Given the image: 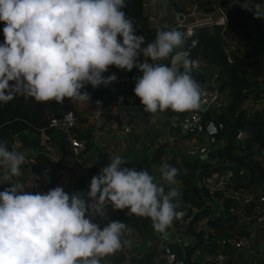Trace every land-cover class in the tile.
<instances>
[{"label": "clouds", "instance_id": "1", "mask_svg": "<svg viewBox=\"0 0 264 264\" xmlns=\"http://www.w3.org/2000/svg\"><path fill=\"white\" fill-rule=\"evenodd\" d=\"M125 7V0H0V102L18 95L37 102L87 100L89 93L81 91L86 85L97 88L117 80L114 73L103 75L114 65L142 72L134 78L133 91L144 111L153 114L151 122L169 109L200 110L202 86L191 75L200 64L182 47L185 33L160 30L142 47L145 37L135 34ZM241 7L264 19V4ZM141 53L145 59L138 62ZM162 60L168 63H158ZM25 160L24 153L0 141V184L20 176ZM125 163L123 157L111 156L92 176L86 193L70 194L62 186L32 193L20 183L0 191V264H101L132 243L121 239L131 231L124 222L101 227L90 218L91 212L107 219L109 204L113 210L128 209L127 215L150 218L156 231L165 232L181 215L180 191L174 187L181 170L161 165L160 177L169 185L165 191L147 170Z\"/></svg>", "mask_w": 264, "mask_h": 264}, {"label": "crops", "instance_id": "2", "mask_svg": "<svg viewBox=\"0 0 264 264\" xmlns=\"http://www.w3.org/2000/svg\"><path fill=\"white\" fill-rule=\"evenodd\" d=\"M162 5L165 6L167 3V0H161ZM158 0H144V9L145 13L147 14V25L153 27V29L157 30H163L165 27L168 26H175L179 21H182V24H186L187 17L191 16V12H188L189 8L192 7L191 0H169L171 2V8L169 11H166L165 13L162 11V9L158 6ZM209 6H205L204 9H201L202 11L205 10V14L211 16L209 11H218L220 16L221 12L219 11V7H224L219 4L218 0H209L208 1ZM175 4L178 6H181L184 8V11L180 12V10L175 9ZM261 4H264L261 3ZM202 7V6H201ZM181 16L179 17V15ZM155 17L152 19V17ZM222 17V16H221ZM223 19V25H225L226 21ZM249 29L247 28H235L229 30V36L228 40H225L222 38V48L223 51L226 53L227 50L232 49L231 53L236 55L237 57H242L244 55V52L246 51L251 56V61H248L245 63L246 67H252L253 71H246L242 74V76L246 77L250 81H264V19L258 20H251L249 22ZM222 31V30H221ZM222 33V32H221ZM250 40L255 45L254 50L249 53L247 49L244 46V41ZM190 41V40H189ZM189 41L183 45L182 47H185ZM233 46V48H231ZM196 60V59H195ZM166 62V61H165ZM201 65L205 66L204 69L200 68L202 72H208L209 69H217L220 70V66L216 63H204L199 62ZM255 73L257 74L256 78L249 77L245 75L246 73ZM221 77V76H220ZM262 77V78H261ZM224 79V77H221L220 82ZM135 87V86H134ZM133 87V89H134ZM130 92L133 93L134 97L132 100L127 101L128 106L130 105L132 108L127 106L129 117H130V123L132 124V131L130 133H123L121 130V123L122 119H120L119 114L117 113L118 110L115 105V112L117 113V120L118 122L117 127L119 130H113L108 133V135L105 138H97L95 141L94 146L89 149L83 151V154L81 155V159L83 160V167L78 169L77 163L75 161L72 162V166L74 167V172H64L62 174V177L60 181L52 186L49 187L46 185L38 187V183L41 180H44V176L40 173V170H35L32 166L31 168H27L26 172L29 174L30 178L28 181L23 182L21 179V176H13L11 179V182H8L6 184H0V191H3L6 187L11 186V183H20L23 185L24 190L26 192H34L37 188L36 192H47L49 189L55 188L56 186H62L64 190L68 193L73 192H83L86 193L89 190L90 181L93 175H96L95 166L96 160L98 159L99 150H109L110 147L114 146L116 152H111L110 157L114 155H119L125 159H129L131 164H136L137 161L141 160L143 157V154L145 155H151L152 151L156 147V143L158 142V139L160 138L159 142L163 141L167 129L169 127L170 117H174V115L179 114L177 112H174L172 110H166L164 112H158L155 114V122H151L152 115L151 113H144L143 105L140 102V99L135 96L134 91ZM259 91V90H257ZM261 94L259 95V101L254 102L251 104L253 110H258L262 106H264V91H260ZM225 94H227L226 98L227 101L230 96V92L228 87H226ZM226 98L224 103L226 104ZM74 101L75 106L84 111L85 105L87 103V100H78L72 98ZM169 111V114L166 112ZM215 112V111H214ZM213 112V113H214ZM53 113V106L51 104H47L46 107V114L47 116L52 115ZM114 115V114H112ZM125 115V116H126ZM206 120V115H204V119ZM204 134V133H203ZM52 141H55V139L58 138V131L57 129L51 131L48 133ZM205 136V137H204ZM202 140L199 139L197 136V139L199 142H205L206 138L208 137L204 134ZM240 137L243 138L242 134H239ZM115 141V145L111 143V141ZM0 141H7V146L9 148V139L6 136V133L3 128L0 127ZM152 143V144H151ZM164 143V142H163ZM166 146V144H165ZM20 152L24 153L25 156L29 154L28 150L23 149ZM49 156L53 159H69L68 154L62 155L58 148H55V151L53 153H50ZM110 157L108 160V163L110 162ZM163 157V156H162ZM81 160V162H82ZM197 160V161H196ZM196 161V162H195ZM209 162L210 164H214L217 162L216 159H210L209 157H203V156H194V157H187L182 152V147L180 145H176L175 147L172 146L171 148V154L168 164L175 166L176 168L181 170V174H179L176 178V185L174 187H177L180 191V196L177 197L178 203L182 200V194L183 190L187 186V180L189 179V176L195 173L198 169H200L202 163ZM145 163V162H144ZM133 168L137 169L135 165L132 166ZM161 167L160 159L158 162H152L150 164L149 170L150 174L153 175L156 178V181L160 184L167 185L160 177L159 169ZM187 169V174H183V170ZM205 183L208 184V189L210 191L218 190L221 193V196L226 197V193L229 196L233 197H227L233 201V211H230L232 214H234V220L229 223H222L223 228L229 233H233V242H230V239L226 235H222L225 237V239L229 242V248L225 253L222 252V254L225 255V260L223 263L218 262L219 264H264V223H259L257 221V212L258 207L256 203V195L258 191L263 188L264 189V180L261 185H258L254 183L249 188H240L236 185H229L225 180L220 181L219 184H214V177L207 175L205 176ZM0 183H3L0 181ZM167 191V190H166ZM220 202V201H219ZM184 203V202H183ZM187 206V203L183 204V207ZM181 207V208H183ZM105 211L107 214V219L102 218V221L105 225V223H108L109 221H115L114 215L119 210H113L112 206L106 205ZM123 211V210H122ZM215 211L218 215H220V211L218 208H215ZM90 218L93 220L97 218H101L99 215L94 213H89ZM206 218L203 219L206 220ZM186 224L183 223L177 230V242H174L172 245L173 249L176 251H180L181 257L185 259L186 252L189 248V245L185 244V237L187 235L186 230ZM131 231L130 233L123 236L121 239H128L131 240V245H125L121 250L115 252V253H122L123 259L121 264H137L139 262L144 264H156L163 261L164 258V245L167 243V240L169 239L168 231H165L163 233L156 231L153 229V234L147 239L146 242H142L140 239L137 231L133 227H128ZM215 235H218L215 229L211 230V237L212 241L214 239L219 240V243L221 245L225 244L224 238H217ZM221 236V235H220ZM210 237V238H211ZM244 237L246 240L245 242L240 245L239 247L234 246V241H236L238 238ZM191 245V244H190ZM147 246L149 247V251L152 253V257L148 262H145L143 260V256L145 253V249ZM176 251V252H177ZM221 253V252H219ZM217 254L215 252H209L206 251L203 256L201 254H196L195 252L191 255V260L194 261L198 259L199 257L205 258L208 260H213L208 258L209 255ZM112 255L105 256L101 259V263L104 261H111ZM215 261V260H213ZM217 262V261H216Z\"/></svg>", "mask_w": 264, "mask_h": 264}, {"label": "trees", "instance_id": "3", "mask_svg": "<svg viewBox=\"0 0 264 264\" xmlns=\"http://www.w3.org/2000/svg\"><path fill=\"white\" fill-rule=\"evenodd\" d=\"M233 0H218L220 5H228ZM244 1V0H239ZM254 3H263L264 0H250ZM126 7L122 10L125 12L126 17L128 19H135L141 21L143 26L147 28V14L145 13L144 9V0H125ZM175 9L180 10V12L184 11V8L175 4ZM227 17V30L235 29V28H247L249 29V22L251 20H260L258 18H254L253 13L250 11L245 10L241 7L238 3H233L231 6L227 8L226 11ZM3 27L4 23L0 22V43H3L4 36H3ZM178 29L180 31L183 30L181 26H168L165 27L163 30H171V29ZM160 30L153 29L151 33L147 35V41H150L152 38L156 37L157 32ZM150 32V30H149ZM122 39V38H121ZM244 46L249 53H251L255 45L252 41L245 40ZM178 49L174 50L177 51ZM198 62L204 63H217V60L212 58L210 53L208 52V46L206 44H201L198 56L196 58ZM151 63V60H149ZM158 63H166L164 60L158 61ZM200 64V63H199ZM219 65V64H218ZM205 66L200 64V68L204 69ZM116 66L112 65L109 66L108 71L103 73L105 77L110 75ZM219 74L221 77H224L222 70H219ZM193 78L201 84L202 87L207 86L208 84V77L207 72H202L200 69L199 71H193L191 73ZM245 75L249 77L256 78L257 74L255 73H246ZM264 80V79H262ZM133 87L128 88L129 91L126 93H130ZM87 91L90 95V98L87 99V103L85 105V110L82 111L78 109L72 98H65L62 103H57L55 100H50L47 102H37L34 98H25L24 96H16L13 100L8 103L0 102V127L4 129L7 138L9 139V150H16L20 152L23 149L28 150V156H33L34 162L31 166L39 171L44 176V180L39 181L38 187L47 186L52 187L56 185L61 177L62 174L66 171L74 172V167L72 166L73 158L70 155V144H69V134L67 131L62 129L61 127H49V119L51 117H60L64 113L68 111H72L76 117V121L74 126L70 128V132L73 136L79 138H86L92 137V133L94 131L93 122L89 121L90 117L93 116L98 106L102 108L103 114V129L107 130V119L108 117L112 116L115 113V102L122 104L123 100L116 99L112 95H110L109 91L102 89V85L97 88H93L91 84L85 86L84 89L81 90ZM261 94L260 91L250 92L245 91L244 96L249 98H258ZM127 96V95H126ZM126 100V99H125ZM47 104H51L53 106V113L50 116L46 114V107ZM127 104V103H126ZM128 106V105H127ZM132 108L130 105L128 106ZM133 109V108H132ZM134 110V109H133ZM257 117L264 122V106L260 109L255 111ZM105 115V116H104ZM57 129L58 131V138L53 141L55 147L58 148L59 152L64 155L68 154L69 159H53L49 156V154H42L36 153V149L38 146L39 141L42 138L43 131L50 133L51 131ZM198 132H190L191 135L195 134L198 136ZM202 134V133H201ZM112 143V142H111ZM95 142H91L88 144L86 150L92 148ZM114 144V143H112ZM152 144V143H151ZM115 145V144H114ZM114 146L110 147L109 150L113 153L116 152L113 148ZM165 148V143H161L157 145L151 155L143 154L141 160L137 161L136 164H131L129 159H125L126 163L123 165L124 167H131L135 165L137 170H147L150 173L149 167L152 162H158L159 159L163 155ZM234 149L238 153H245L252 151L250 155L251 160H259L260 159V151L259 147L251 142L248 139H238L234 143ZM109 150H99L98 159L96 160L95 171L98 175L102 167L108 164V160L110 157ZM104 152L106 154V160L101 164H98L101 161L102 157L100 154ZM145 162V163H144ZM209 162L202 163L201 166L209 165ZM21 168V179L23 182L28 181L30 176L27 174L28 166L24 163L20 166ZM47 177H49V181H47ZM187 186L183 190L182 194V201L187 203V205L194 206L195 209H200L202 206L205 205V197L201 194L199 187L197 185L196 176L193 172L192 175L189 176V179L186 181ZM165 186V185H164ZM169 186H165V191L168 190ZM40 189L37 188L34 192ZM213 195L216 200L220 201L223 207V217L221 218V223H229L234 220V214H232L229 210L233 206V201L227 197L221 196V193L218 190L213 191ZM128 209L119 210L114 215L115 221L124 222L127 227H133L142 242H146L147 239L153 234V224L150 218L146 217H139L136 215H127ZM93 222L98 223L101 227L104 226L102 218H97L93 220ZM217 238H224V236L215 235ZM149 247L147 246L145 249V253L143 256V260L148 262L151 259L152 253L149 251ZM151 248V247H150ZM229 248V242L225 239V244L221 245L219 240L214 239L212 242H209L205 245L206 251L209 252H223L225 253ZM177 251V250H176ZM179 256H182L180 251H177ZM123 259L122 253H114L111 257V263L113 264H121Z\"/></svg>", "mask_w": 264, "mask_h": 264}, {"label": "water", "instance_id": "4", "mask_svg": "<svg viewBox=\"0 0 264 264\" xmlns=\"http://www.w3.org/2000/svg\"><path fill=\"white\" fill-rule=\"evenodd\" d=\"M209 13L215 20H219L221 17L218 11H209ZM222 24L223 20H219L216 23L214 21L197 26L189 43L183 47V49L190 51L192 59H196L201 44H206L208 52L212 58L217 60L224 74V79L220 82L219 88L223 90L228 87L230 92L227 103L214 113L207 111L205 113L206 120H203L198 127V130L208 137L209 147L206 156L210 159H216L217 162L203 166L196 172L197 185L205 197V205L200 209H195L192 205L177 208V211L181 213L178 219L187 223V235L184 241L186 245H189V248L184 264H219L216 261L201 257L194 261L191 260V255L194 252L201 254V256L206 253L205 245L212 242V229H215L218 235L228 236L230 242H233V233L229 234L220 222L223 217L222 204L215 199L213 192L208 189V184L204 180L205 176H213L214 184H219L223 179L229 185L234 184L244 189L249 188L254 183L261 185L264 180V122L257 117L251 106L255 101L258 102L259 98L244 96L245 91H264V81H250L242 76L246 71H253L251 66H245L246 62L251 61V56L246 51L242 57L230 53L231 61L228 60L227 54L222 48ZM193 41H196L194 47ZM139 76H142V73L136 75V77ZM135 82L134 79V86ZM210 124L216 129L215 132L210 130ZM239 134H242L243 138L238 136ZM244 138L259 147V160L250 159L252 151L238 153L234 149L235 141ZM100 155L102 159L98 164L107 159L104 152ZM46 179L49 181L50 178L47 177ZM215 208L219 209L220 215L216 213ZM206 217L207 219L203 221Z\"/></svg>", "mask_w": 264, "mask_h": 264}, {"label": "built area", "instance_id": "5", "mask_svg": "<svg viewBox=\"0 0 264 264\" xmlns=\"http://www.w3.org/2000/svg\"><path fill=\"white\" fill-rule=\"evenodd\" d=\"M209 0H191L192 7L189 8L188 12H191V16L193 19L188 21L185 25L182 24V21H179L176 26H181L183 28V32L185 33V45L192 37L194 29L197 26L213 23L215 19H213L212 16H209L205 14V10L202 11L201 9H204L205 6H209L208 3ZM233 3L238 4H249L254 5L256 3L250 1V0H233L228 5H222L224 7H219V11L221 12V16L226 21L225 25L222 26V33L221 37L225 40H228L229 31L227 30V17H226V11L229 6H231ZM202 6V7H201ZM200 15V16H197ZM202 17V18H201ZM132 23L134 24L135 34L137 35H143L145 37V42L142 47L146 46L147 43L152 42L154 38H152L150 41H147V35L151 33V30H153V27L151 26H143V23L141 21L130 19ZM150 30V32H149ZM233 48V46L231 47ZM232 49H229L226 51L227 58L229 61H231V57L229 54L231 53ZM233 54V53H232ZM145 57L141 53L137 60L138 62H143ZM151 60L148 58V61ZM115 74L117 76V80L110 83L107 86L102 85V89L109 91L110 95H112L117 100H123L126 99V91H129L131 87H134L133 80L136 77L137 74L142 73L138 68H133L131 71L122 70L115 68V70L111 74ZM208 77V84L207 86L201 87V102L202 107L200 110L196 111H186L179 114L174 115V117H170L169 127L167 129L166 135L163 139V141L159 142L160 138L158 139V142L156 143V146L165 143L166 146L164 148L163 157H161V165L169 162L170 154H171V148L172 146L180 145L182 147V152L187 157H194V156H203L207 157L206 153L208 151V139L206 138L205 142H199L197 139V136L195 134L191 135L190 132H199L198 127L200 126L201 122L204 119V115L207 111L210 112H216L220 108H222L225 103L223 100H221L222 97V90L219 88L220 84V74L219 70L217 69H209L207 72ZM262 78V77H261ZM129 88V90H128ZM227 94H225V97ZM227 101V98H226ZM116 107L118 105H121L118 110V114L120 119H122L121 130L123 133H130L132 131V124L130 123V117L128 113V109L126 105L116 103ZM117 113H113L114 115L108 117L107 119V125L108 129L105 130L101 127H103V114H102V108L98 106L93 116L90 117L89 121L93 122L94 125V131L92 133V137H86V138H79L72 135L70 132V128L74 126V123L76 121V117L72 111H68L64 113L60 117H51L49 119V127H61L69 134V144H70V155L73 158V161L77 163V168L80 169L83 167V160L81 159V155L83 154V151L86 150L87 146L91 142H95L97 138H105L109 132L113 130H118L117 124ZM148 113V112H144ZM169 114V111L166 112ZM126 115V116H125ZM105 116V115H104ZM239 136V135H238ZM205 137V136H204ZM112 143L115 144V141L112 140ZM55 145L53 141L51 140L50 136L47 132L43 131V135L41 140L38 143L36 153H42V154H50L55 151ZM91 149V148H89ZM88 149V150H89ZM101 156V155H100ZM82 160V162H81ZM34 162L33 156L26 155L25 164L28 166V168H31V164ZM132 167V166H131ZM226 197H233L229 196L226 193ZM256 203L258 207L257 212V221L259 223H264V189L261 188L257 195H256ZM183 201L179 203V207H183ZM230 211H233V208H230ZM183 223H186V221H183ZM182 225V220L174 219L172 224L166 229L168 231L169 239L167 240V243L163 246L164 249V258L163 261L156 264H184V258L179 256L177 252L173 249L172 245L174 242H177V230ZM244 237H239L236 241H234V246L239 247L245 242ZM208 258L213 259L217 262L223 263L225 260V255L222 253L217 254H210ZM101 264H113L110 261H104ZM137 264H144V263H137Z\"/></svg>", "mask_w": 264, "mask_h": 264}, {"label": "rangeland", "instance_id": "6", "mask_svg": "<svg viewBox=\"0 0 264 264\" xmlns=\"http://www.w3.org/2000/svg\"><path fill=\"white\" fill-rule=\"evenodd\" d=\"M159 2H158V6L162 9L160 12H166V11H169V9L171 8V2H169V0H167V3H166V5L165 6H163L162 5V1L161 0H158ZM197 16H200V15H197ZM155 17L153 16L152 17V19H154ZM202 18V17H201ZM193 18L192 17H187V19H186V21L188 22V21H190V20H192ZM221 30H222V28H221ZM225 91H226V88H224L223 90H222V97H221V100H225ZM126 100L125 101H123L122 102V104L123 105H128V104H126L127 103V101H130V100H132L133 99V97H134V95H133V93H126ZM121 105H118L117 107H120ZM119 130V129H118ZM202 133V132H201ZM198 133V137H199V139L200 140H202V138H203V136H204V134L202 133Z\"/></svg>", "mask_w": 264, "mask_h": 264}, {"label": "bare ground", "instance_id": "7", "mask_svg": "<svg viewBox=\"0 0 264 264\" xmlns=\"http://www.w3.org/2000/svg\"><path fill=\"white\" fill-rule=\"evenodd\" d=\"M219 20H221V21H222V20H223V19H222V17H220V18H219ZM219 20H217V19H216V20H215V23H216L217 21H219Z\"/></svg>", "mask_w": 264, "mask_h": 264}]
</instances>
